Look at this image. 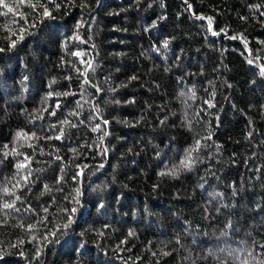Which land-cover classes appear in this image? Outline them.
I'll list each match as a JSON object with an SVG mask.
<instances>
[{"label": "trees", "instance_id": "trees-1", "mask_svg": "<svg viewBox=\"0 0 264 264\" xmlns=\"http://www.w3.org/2000/svg\"><path fill=\"white\" fill-rule=\"evenodd\" d=\"M6 2L0 189L21 199L0 211V264H261L264 0H53L51 18ZM197 140L190 170L160 175ZM20 162L31 176L17 189ZM72 208L59 241H42L37 221Z\"/></svg>", "mask_w": 264, "mask_h": 264}, {"label": "snow or ice", "instance_id": "snow-or-ice-1", "mask_svg": "<svg viewBox=\"0 0 264 264\" xmlns=\"http://www.w3.org/2000/svg\"><path fill=\"white\" fill-rule=\"evenodd\" d=\"M65 2L69 5H72L73 3V0H65ZM137 2H139V0H137ZM53 3V0H37V3H32L29 5V7H31L33 13H35L36 15L38 16H42V17H50L51 18V11L48 7L49 4ZM57 8L60 7L59 4L56 5ZM190 7V5H189ZM0 9H6L7 12L6 13H2V14H7V13H12L14 11V8L12 5H9L6 0H0ZM262 15H264V13H261ZM21 18L25 20V22L27 23V14H24V13H21ZM163 18V17H162ZM197 19H205L204 17L202 16H198ZM208 20V27H209V31H212V17H208L207 18ZM31 27H35V24H31L30 25ZM156 25L153 24L152 27H155ZM147 30V29H146ZM27 32V28L25 27H21L19 29V33H13V35H17V40H22L24 38L23 34ZM220 33L218 32H215V31H212V35H219ZM225 35H227V33H225ZM75 38H78V37H75ZM229 39H236V36H229L228 37ZM17 40H12L11 41V44H10V47H15L16 46V43H17ZM168 45H169V41L168 40H165L163 41L161 47L163 48H168ZM4 49H0V51H3ZM156 51H158V49H154ZM78 55V53H77ZM249 63H253L252 60H249ZM89 67H91V64L89 62ZM261 73L264 74V67H261L260 69ZM83 75V73H82ZM133 79H135V77H133ZM84 83L85 84H88L90 83V81L85 78L84 80ZM97 91H100L99 88H97ZM75 95V93H63V95L67 96V95ZM57 95H60L59 93H57ZM183 95V93H182ZM193 96H194V93H193ZM191 98V97H190ZM88 101H84V103H87ZM77 106L78 107H82V104H81V101L78 100L77 102ZM59 105H57L58 107ZM95 111H97L98 113V109H94ZM51 115H54L55 112H52L50 113ZM69 116H78V113L76 112H71L69 113ZM96 119H99L100 120V123H97L94 127H93V131H99L101 130V124H107L108 121L107 120H104L102 117L99 116V114L97 115V117H95ZM62 124H70L71 127H77V124L76 123H72L71 121L65 119L64 121L61 122ZM80 123H83V121H81ZM163 123V121H162ZM108 133L106 131H104L100 137V140L102 141L103 140V136H106ZM64 135V129L61 128L60 129V135L56 137V139H60L62 136ZM251 135V133H250ZM33 137H35V133L32 134ZM20 137H27V134L26 133H18V136L17 138L19 139ZM210 138V137H209ZM29 147H31V145H29ZM200 147V141L197 140L196 141V146L192 149H189L186 153H185V157L184 159H182L180 161V164L178 166H175L173 167L172 169L166 171V172H161L160 175L161 176H164V175H171V176H176L178 174V171L181 169V168H184V169H191V167L196 163V159L193 158V155L192 153L197 151ZM106 151V149H105ZM13 153L14 154H17V155H24L23 153H17L15 149H13ZM7 155V153L5 154ZM24 160L25 161H28L29 160V157L27 155L24 156ZM102 166V165H101ZM80 167V166H78ZM83 167H87V165H84ZM17 169H28L25 173L23 174H20L19 172L17 173V177H15V184L12 185L13 188H23L25 186H27L28 182H29V177L31 176V169L28 168V164L27 163H24V162H20L17 164ZM47 187V186H45ZM0 192L3 193L2 196H0V200H3V203L0 204V211H5L7 212L8 210H13V211H19L18 208H16V201L20 200L21 197L19 195L16 194L15 191H12L8 186H4L2 189H0ZM235 194V193H234ZM77 195H79V192L77 190ZM5 197H11L10 199H5ZM74 202L78 203V200H76V198L74 197L73 198ZM102 207V205H101ZM43 211L45 213L48 212V208H44ZM76 212V208H72L70 210L66 209L65 210V213H66V222H64L63 224H55L53 225L52 228H48L47 227V216H44V217H41L40 220L37 221V224H40V225H43L45 231L41 233V237L40 239L42 241H46L47 243H55V242H58L59 241V236L60 235H63L67 229L70 228V226L72 225L73 223V214ZM36 225H29L28 226V230L29 231H32L33 228H35ZM131 235V233H130ZM33 239H37V237L33 236ZM15 245H13L14 247ZM43 246H46V245H43ZM83 247V245L81 246ZM264 247V246H262ZM40 248H37V251H36V255L38 256L39 253H40ZM249 256H252V253H249L248 254ZM261 264H264V261L261 262Z\"/></svg>", "mask_w": 264, "mask_h": 264}, {"label": "water", "instance_id": "water-1", "mask_svg": "<svg viewBox=\"0 0 264 264\" xmlns=\"http://www.w3.org/2000/svg\"><path fill=\"white\" fill-rule=\"evenodd\" d=\"M185 5L187 6V4L185 3ZM188 7V6H187Z\"/></svg>", "mask_w": 264, "mask_h": 264}, {"label": "bare ground", "instance_id": "bare-ground-1", "mask_svg": "<svg viewBox=\"0 0 264 264\" xmlns=\"http://www.w3.org/2000/svg\"><path fill=\"white\" fill-rule=\"evenodd\" d=\"M188 6V5H187Z\"/></svg>", "mask_w": 264, "mask_h": 264}]
</instances>
